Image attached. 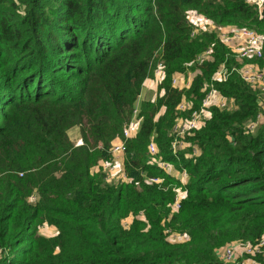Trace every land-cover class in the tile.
<instances>
[{
    "label": "trees",
    "instance_id": "16d2710c",
    "mask_svg": "<svg viewBox=\"0 0 264 264\" xmlns=\"http://www.w3.org/2000/svg\"><path fill=\"white\" fill-rule=\"evenodd\" d=\"M190 11L264 32V7L248 0H0V264H219L221 246L264 233V95L238 71L213 81L231 107L211 106L185 136L190 155L171 150L176 117L200 107L222 62L241 64L215 31L191 34ZM159 60L157 95L126 141L129 179L107 181L99 167ZM249 60L264 66V40ZM188 70V87L171 84ZM151 139L188 173L175 211L178 178L147 162Z\"/></svg>",
    "mask_w": 264,
    "mask_h": 264
},
{
    "label": "built area",
    "instance_id": "2783aa9c",
    "mask_svg": "<svg viewBox=\"0 0 264 264\" xmlns=\"http://www.w3.org/2000/svg\"><path fill=\"white\" fill-rule=\"evenodd\" d=\"M248 1L257 3L259 7H264V0ZM200 17H202V19H199ZM188 18L193 24L191 34L205 29L215 31L218 38L231 47L241 64L238 67L233 65L231 68H228V66L222 62L212 73V81L205 82L203 85L205 94L200 107L194 108L190 115L186 117H176V121L172 128L173 138L171 140V150L173 153L177 152V145L182 137L193 133V131L202 126L205 120L211 115V106H218L220 108L231 107L232 100L216 89L213 85V81H223L231 70H236L252 87L260 86L261 89H264V68L255 66L253 61L249 60L250 58H258L263 55L264 34L257 32L251 27L238 26L235 24H228L225 26L216 24L212 19L207 18L196 11H190ZM191 18H193L194 21H191ZM212 51L213 48L208 46L198 54L196 60L201 61L206 58H211ZM245 60L246 62H244ZM164 66V63L159 60L154 67L153 76L159 75L158 81L164 76ZM194 73L195 71L190 70H188L187 73L176 72L171 77V84L179 88L188 87ZM190 105L191 101L182 99L177 107L179 109H187ZM139 112L140 102L136 100L130 119L123 125L122 133L111 142L110 157L107 160L102 161L99 167V170L104 173V178L107 181L117 182L129 179L123 163L126 149L125 146L127 139L133 136L139 129L141 121ZM260 116L261 115H259V117ZM255 123V121H251L248 126L253 128ZM147 152L148 163L156 164L169 174L175 170L180 172L181 178H178L180 184L173 188L174 198L170 204L171 210L175 211L179 208L181 199L187 194L185 184L188 179V173L185 168L177 169L172 162L163 159L158 154V147L153 139L147 143ZM196 152L197 148L194 147V153ZM147 180L149 182H160L163 178L159 176H148ZM30 199H34V195H32ZM219 249L218 256L222 261L219 264H264V233L253 243L236 240L224 244ZM257 256H261L262 259H258ZM238 257L242 258L241 262L237 260Z\"/></svg>",
    "mask_w": 264,
    "mask_h": 264
},
{
    "label": "rangeland",
    "instance_id": "374dc122",
    "mask_svg": "<svg viewBox=\"0 0 264 264\" xmlns=\"http://www.w3.org/2000/svg\"><path fill=\"white\" fill-rule=\"evenodd\" d=\"M199 19H202V17H200ZM191 21H194V19L191 18ZM216 24H219V23H216ZM220 25L225 26L223 24H220ZM257 32L264 34V32H261V31H257ZM261 67L264 68V66H261ZM193 76H192V78H193ZM192 78H191V80H192ZM158 80H159V75H154L153 77H148V78H146L144 80L143 85H142V88L143 87H145V88L147 87V88L152 89L153 91H156V86L155 85H156L157 82L159 83ZM253 88L257 91V93L260 96H263L264 95V89H261L260 86H255ZM157 92H158V90H157ZM156 95H157V93H156ZM68 131L70 133L69 135L71 136V138L75 140L76 139L75 133L77 132V126H72ZM185 136L182 137L181 141L178 143L177 150L184 152L185 155H190L191 153L188 150V147L189 148L193 147L192 146L193 144L190 145V143L188 141H186ZM117 137H119V135L116 136L115 139ZM108 152L110 154V148H108ZM109 157H110V155H109ZM103 161H105V159ZM172 173H173V177L176 178V180H177V178H181L180 172L178 170H175ZM177 181L179 183L177 182V183H173L172 184L173 185V188L177 187L180 184V180L178 179ZM131 219H132V215H129V216H126L125 218H123V220H122L123 225H127L129 223V221H131ZM41 226H43V224ZM43 227H45V226H43ZM42 231H43V228H42ZM43 232L45 233L47 231L44 230ZM170 238L173 239V240H179V239H182L183 238V235H181L180 233H177V232H173V233L170 234ZM237 260H239V262H241L242 261V258L241 257H238ZM228 264H230V263H228Z\"/></svg>",
    "mask_w": 264,
    "mask_h": 264
},
{
    "label": "crops",
    "instance_id": "0c3cea01",
    "mask_svg": "<svg viewBox=\"0 0 264 264\" xmlns=\"http://www.w3.org/2000/svg\"><path fill=\"white\" fill-rule=\"evenodd\" d=\"M244 62H246V60L244 61ZM253 64L255 65V66H260L256 61H254L253 60ZM150 77H153V76H150ZM148 78V77H147ZM157 85H158V82L156 83V91H153L152 89H150V88H145V87H143V88H141V92L139 93V96H138V99H137V101L138 102H141L142 100H146V99H154L155 98V96H156V93H157ZM260 118H261V116H260ZM70 134V133H69ZM171 174H173V173H171ZM43 226H45V227H43ZM43 226H40V229H41V231H42V228H43V231L45 230V231H47V232H45V234H47V235H50V234H53V233H56V229H55V227L53 226V225H48V224H43ZM42 231V232H43ZM44 233V232H43ZM231 264V263H230Z\"/></svg>",
    "mask_w": 264,
    "mask_h": 264
}]
</instances>
